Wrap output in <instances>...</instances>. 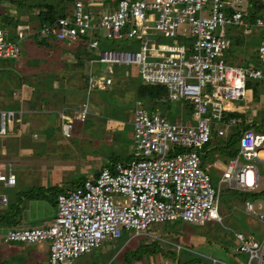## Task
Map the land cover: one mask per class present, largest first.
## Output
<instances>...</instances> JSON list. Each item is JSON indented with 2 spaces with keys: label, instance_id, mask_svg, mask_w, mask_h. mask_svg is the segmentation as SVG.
Returning <instances> with one entry per match:
<instances>
[{
  "label": "built area",
  "instance_id": "2783aa9c",
  "mask_svg": "<svg viewBox=\"0 0 264 264\" xmlns=\"http://www.w3.org/2000/svg\"><path fill=\"white\" fill-rule=\"evenodd\" d=\"M256 2L264 5V0ZM87 3L90 1L74 0L64 15L38 28L17 24L15 33H10L0 25V61L17 60L21 43L31 36L67 42L82 39L94 54L90 62L106 66L105 74L95 77L90 72L88 90L109 88L113 75L131 66L142 83L164 86L168 102L189 103L191 121L170 120L138 99L130 160L103 167L74 189L58 193L56 215L48 225L9 228L2 235L5 243L48 241L49 264H74L104 241L120 239L123 232L133 231V237L147 235L154 224L221 222L222 189L257 192L258 164L264 168V133L252 128L241 133L238 151L216 185L202 160L214 135L226 138L229 128L238 123L235 117L225 116L236 112L235 103L246 97L247 79L264 78L260 67L234 65L225 59L233 45L231 28L249 34L254 26L261 31L257 58L264 63V11L252 15L247 0H117L112 9L92 12ZM102 29L104 35L99 33ZM107 42H124L126 48L102 47ZM74 115L85 121L87 103ZM57 116L64 136L71 137V116L64 112ZM22 126L21 110L0 108V135L23 133ZM0 182L16 184L11 163L0 171ZM0 200L5 203L7 197L1 195ZM244 205L247 214L264 221V212L256 214L251 201ZM261 209L258 204L257 210ZM233 235V251L247 255L245 264L254 260L264 264V238L258 241L244 232ZM174 246L191 251L180 243ZM207 259L210 264H228L215 256Z\"/></svg>",
  "mask_w": 264,
  "mask_h": 264
},
{
  "label": "rangeland",
  "instance_id": "374dc122",
  "mask_svg": "<svg viewBox=\"0 0 264 264\" xmlns=\"http://www.w3.org/2000/svg\"><path fill=\"white\" fill-rule=\"evenodd\" d=\"M4 1V7L2 11L3 13L6 12L7 14L8 10H11L13 14L21 15L22 11L26 10V13L23 14V16L21 15L18 17L17 24H23L26 16L32 12L30 11L32 8L28 7L30 0H17L15 4L8 3V0ZM45 1L52 3L56 7L57 11L62 12L66 9H70L74 0ZM83 1H90V3H87L86 5L89 9H92V12L93 10L97 9L103 11L111 9L113 4H115L114 2L117 0ZM32 13H30V16H32ZM11 24H15L14 20H11ZM10 31V33H15L14 28L10 29ZM231 32L233 33L234 42L231 48L225 54V59L230 64L244 67L252 64L254 66L260 67L264 72V63L260 62L257 58V47L259 44L261 31L252 26L251 32L249 34H244L243 31L238 28H231ZM99 33L100 35H104L105 30L102 29L99 31ZM164 41L170 42L171 40L164 39ZM58 42L61 41L56 40L55 43H53V50L59 54L72 53L71 56H67L62 59H67V61L64 64L65 66L62 67V70H60V73H58L56 76L58 77V75L61 73L62 75L53 82L48 83L46 81L47 77H41L40 81L37 82H42L44 87H41L42 85H34L35 90L29 93L30 97L27 102L23 99L19 100L18 95L15 93L10 96L8 94L9 90H16L18 87L15 88V84L12 83L13 81L9 80L8 78L2 80L0 76V106L6 104V101H12L11 103H21V106L25 107L24 110H27L23 115V120L30 122L33 121L34 123H37L36 126L39 128L38 133L40 138L38 143L34 145L37 147V149H40L39 151L41 154L39 158L35 159L25 157L21 158L24 161L22 164L26 165L30 163L28 165L30 168H27V171L24 169L20 170V172H17V175L21 176L24 180V183L26 184L22 187L23 192H25L26 195L30 194L29 196L35 195L34 197L38 195L46 196L48 200L54 197L53 188L44 190V188L41 186V184L39 185V183H41L44 178L50 180V182L53 181L51 179L52 172H61V175L58 176L59 179H54V181H57L58 183L55 185L73 189L80 179H83V177H86L89 173H97L104 161L108 162L109 153L112 154V152L117 151L122 154V151L119 148H115L118 145L117 140L120 133L118 134V132L114 131L113 129H116V126H118V123L121 121V118L118 116L119 114L123 115V113H128L130 109L133 110L136 99V93H134L136 90V84L140 82L138 76L132 77L131 74H134L135 71H133L134 68L131 66H125L123 70L120 71L117 70L118 75H113L114 85L110 89L111 93L108 92L106 94L105 91L100 92L103 98L108 96L112 99L111 104H113V106H108V102H104L102 97L98 96V99L96 97V103L93 104V107L89 106V111L91 109L90 113L92 114V117L86 118L85 121L76 120L74 114L78 106L74 105H76L77 102L86 99V95L84 97L83 94V91L85 92L84 78H88V72H91L95 77H97L99 74H105L106 66L98 62L91 63L88 57L89 54L88 56L85 55L82 57L77 55L74 48H71V46H74L72 41H68V43L66 42L67 44H71L70 47H68L66 43L61 45L62 43ZM21 44L23 48L21 55L26 56L28 54L27 42L23 41ZM93 56L94 54L90 53V58ZM20 60H22L21 57H19L16 61L19 63L21 62ZM16 61H14L13 64L11 61H0V75L1 72L5 70L6 72L11 71L6 68H11L12 70L15 69L13 66ZM37 62L38 61L35 62L30 60L29 64L30 66H34ZM2 66L5 67L3 68L5 70L1 69ZM41 67L45 68L44 70H48L49 61L46 63L41 61ZM13 71L16 72L15 74L21 72L17 68ZM47 75L49 76V74ZM10 76L15 77L13 73L10 74ZM50 76L52 78V74ZM256 81L257 80L255 79H247V83L250 82L251 84H255ZM15 82H17V80H15ZM45 86H47L45 91L47 92L46 95L50 101H47L46 95L44 94ZM96 91L97 90H93L92 93H96ZM23 95L24 93H22V96ZM60 100H64L68 105L73 107L67 112L71 116V124L73 126L72 135L69 138L64 136L63 125L59 117L56 115V112L34 113V111H32V107L38 106L39 103H41L40 105L43 106H55ZM240 103L243 104V101ZM114 104L118 106H114ZM181 104L182 106H179V103L177 102L171 103V106L169 107L170 110L167 111L170 114H168L169 119L186 121L189 118L191 121V115L188 114V110L186 109L187 107L185 108L186 105L183 102H181ZM251 104L252 106H245L246 111L244 115L245 118L248 119V122L251 119H254L256 115L263 116L264 93L261 94L259 104L256 105L254 100L251 101ZM99 111L101 113H99ZM129 115L131 120H133V113L131 112ZM33 117L40 118V120H42L47 125L40 124V120L34 119ZM26 129L31 131L29 124H27ZM35 129L37 128L35 127ZM130 131L132 135V130ZM127 135L128 134H123L122 136L127 137ZM226 138L228 140L227 144H223V139L225 138L216 136L205 149H208V155L213 152V150L210 151L208 147H213L215 145V152L218 153V155L213 157L220 158L219 156L222 155L221 158L225 156L223 158H226V160L229 157H233L237 153L238 137L234 139L230 138L229 132ZM27 159L30 161L29 163H27ZM219 161L220 159L215 160L217 163ZM258 168L260 173L259 191H263V194H257V198H255V196L246 198V200H249L254 204V207L256 208V214L259 212H264V168L261 164H258ZM15 169L17 171V168ZM210 172L213 175V183L216 185V178L220 177L222 172L219 174H214L212 169ZM46 176H48L50 179ZM222 187H224V185ZM12 190H19V185H17ZM225 191L233 190L224 188L221 191L222 193L220 195L219 213L220 215L229 213V217L225 218L220 223L206 222L205 225L197 226L178 220L174 222L154 224L150 228L149 234L147 235L143 234L133 237V231L125 232L120 239L104 241L100 248L80 256L74 261V264H117L119 261L121 262L120 264H181V260H192L194 259L193 256L207 261L206 256L210 255L205 253L206 247L203 245L197 246L193 244L191 248L188 247L191 251L186 249L178 250L174 247L175 243H182L184 245L187 243V240L192 243V241L189 239H191L193 235L200 233L206 237L207 235L208 237H211V248L213 249L212 251L215 252L213 255L219 260L228 264H245L247 255L235 253L233 251L236 242L233 236V231L234 229L241 230L244 233L246 232L248 236H252L256 240L261 241L264 238V221H257L250 218L249 216L239 214L240 216L243 215L240 223L237 221L234 222V224L238 223L239 226H235L233 224L229 226L228 221L231 217L230 213H233V210H236V208L233 207L234 204L229 202H234L236 198L237 202L235 201V205H240L244 208V202L246 200L242 202L239 198H237L240 194L238 191H233L235 195L232 193L229 194ZM249 195L251 196L250 193ZM258 204H261V210H257ZM250 219L253 220L251 223L248 222ZM46 243H48V241H46ZM21 244L24 246L23 249L25 250L29 249L31 246H34V244L28 243ZM160 248H163L164 250L168 249V252H170L171 249L174 250V253L176 252L178 260L180 261L177 260L174 254L170 255L168 253L165 256H162L160 253ZM19 257L21 256L15 255L14 253L11 255H6L5 259H8V261H15L16 264H31V262L17 261ZM124 257L127 258L129 262L123 261ZM253 264H255V260L253 261Z\"/></svg>",
  "mask_w": 264,
  "mask_h": 264
},
{
  "label": "crops",
  "instance_id": "0c3cea01",
  "mask_svg": "<svg viewBox=\"0 0 264 264\" xmlns=\"http://www.w3.org/2000/svg\"><path fill=\"white\" fill-rule=\"evenodd\" d=\"M3 1L4 0H0V5L2 6V9L4 7ZM91 1H93V0H91ZM7 2L10 3L9 1H7ZM114 7H115V4H113L112 8H114ZM10 11L11 10H8L7 14L5 12V13H3V15H8L10 13ZM14 22L16 24H14V26H12V28L15 29V25H17L18 21H14ZM24 22H25V20H24ZM3 24H7V23L3 22ZM29 24H31V23H29ZM3 27H7L9 29H12L11 26H8V24L4 25ZM24 41L27 42L28 54L26 56L21 55L20 56L22 58V60H20L21 62L18 63L15 60L16 63H14V66H13V67H15V69H13V70H16V68H17L21 72L15 74L16 72L13 71L11 68H6V69L11 70L9 72L8 71L6 72V70L3 69L5 67L2 66L1 69L5 70V71L1 72L0 76H1L2 80L8 78L9 80L13 81L12 83L15 84V88L18 87V89H16V90H9L8 94L10 96H12V94L15 93L18 95L19 100L23 99V100H26V102H27L29 97H30L29 93L31 91L33 92V90H35L34 85L40 86L43 84L42 82L41 83L37 82V81H40L41 77H47L46 81L48 83V82H53L59 76L62 75V73H61L60 75H58V77L56 76L58 73H60V70H62V67L65 66L64 64L67 61V59H64V60H62V59L67 57V56H71L72 53L71 54L70 53L59 54L58 52L53 50V43H55L56 40H54L52 38L50 40H47L46 43H43V45H41V46L37 45L35 43V41L30 39V38H27ZM58 43H62L61 45H64L66 42L61 41ZM67 43H66V45L68 47H70L71 44H67ZM73 43H74V46H71V48H74L75 53H77V55L82 57L85 55L88 56V54H89L88 57L90 59V53L91 52L88 51V48L85 45V42L82 41V39L79 40L78 42H73ZM30 60H33L35 62L38 61V62L36 63V65L30 66V64H29ZM41 61L43 63H46L47 61H49L48 70L47 69L44 70L45 68L41 67ZM12 64H13V62H12ZM10 67H12V66H10ZM9 73L10 74L13 73V75H15V77L10 76ZM27 73H29V74H27ZM88 73L90 74V72H88ZM47 74H49V76ZM51 74H52V78L50 76ZM116 75H118V73ZM131 75H132V77L136 76L135 74H131ZM15 80H17V82H15ZM113 85H114V80H113L112 85L105 90H100L98 88H92V89L88 90V82L86 84V81H85V83H84L85 92L83 91V94H84V97L86 95V99L85 100L83 99L82 101L77 102V104L74 106L79 107L83 103H87V106H88L87 118L92 117V114L90 113L91 109L89 111V106L93 107V104L96 103V101H95L96 97L98 99V96H101L102 99L104 100V102H108V104H109L108 106H113V104H111L112 102L110 103L109 101H106V99L103 98V96L100 94L101 91L110 90ZM2 86H3V84H2ZM41 87H44V86L42 85ZM46 87L47 86H45V88H44V92H45L44 94L45 95L47 94V92L45 91ZM93 90H97L96 93H92ZM22 93H24L23 96H22ZM14 99H16V98H14ZM46 99H47V101H50L47 95H46ZM110 100L112 101V99H110ZM137 100L138 99H135V102ZM238 101L235 103V106H237L236 113L245 112L246 111L245 106H252V104H251L252 89H247L246 97L243 100H238ZM241 101H243V104L240 103ZM11 102L12 101H10V102L6 101V104H3L2 106H0V108L8 109L7 108L8 106H13L14 108H10L11 110H16V111L21 110L22 111V120H23L24 119L23 115L27 111V110H24L25 107L21 106V103H18V102L11 103ZM57 103L58 104L55 106H43V105H40L41 103H39L38 106H33L34 108L32 107V111H34V113L56 112V115L59 112H64L66 115L70 116L67 112L73 107L68 105L64 100H62V101L60 100ZM177 103H179V106H182L181 102H177ZM15 106H18V108H16ZM114 106H118V105L114 104ZM100 107H102V106H100ZM134 107H135V103H134ZM99 109H101V108H99ZM28 111H30V110H28ZM133 111H134V108H133V110L130 109L128 111V113H123V115L119 114L118 116H119V118H121V121L120 122L118 121L119 125L116 126L117 127L116 129H113L114 131H117L118 134L120 133L119 138L117 140L118 145L115 148H117V149L119 148L122 151V154L117 152V151L112 152V154L109 153L108 154L109 155L108 162L104 161L102 166L105 163H110V165L112 166L116 162L126 163L130 160L132 149H133V137H132L131 131H130V130H132V120H131L129 114L131 112L133 113ZM99 113H101V112L99 111ZM189 114H191V112ZM33 118L40 120V118H37V117L36 118L33 117ZM59 119H60V117H59ZM23 122H24V126H22V130H21V131H23V133L16 134L13 132V133H10V134L5 135V136L0 135V171H3L4 169H6L7 164L11 163L13 171L16 174V184L14 186H6L2 182H0V196L5 195L7 197V201L5 203L0 200V216L5 217L6 215H10V216L12 215V220H11V222H9V224H3L0 221V264H16L15 261H12V260L8 261V259H5L6 255H9V254L11 255L14 253H15V255L21 256L18 258L17 261L31 262V264H34V263H36V264H49V261H48V245L49 244L46 243V241L36 243V244H34V246H31V247H29V249L25 250V249H23L24 246L21 243H4L3 239H2V235L9 228H14V227H17V228H19V227H40V226L48 225L49 222L52 221L56 215V199H55V197H56L57 193L59 192V190H62V191L72 190V189L67 188V187L55 185L58 183H57V181H54V179H59L58 176L61 175L60 171H55V172H52L51 179L53 181L50 182V180H47L46 178H44L42 180V182L39 183V185L41 184V186L44 188V190L53 188L54 197H52V199L48 200L46 196H39V195L36 197H34L35 195L29 196L30 194L26 195V193L23 192L22 187L26 184L24 183V180L22 179V177L17 175V172H20V170H24V169L27 171V168H30V166H28L30 164L29 163L30 161L27 159V163H29V164L25 165V164H22L24 161L21 158L25 157V158L35 159V158H39V156L41 154V152L39 151L40 149L39 148L37 149V147L34 145V144L38 143L39 138H40V135L38 133L39 128L36 126L37 123H34L33 121L30 122V121H25V120H23ZM39 123L45 124L42 120H40ZM27 124H29L31 131H29V129H26ZM45 125H47V124H45ZM35 127L37 129H35ZM40 128H42V127H40ZM33 134H36V136H33ZM123 134H128V135H127V137H125V136H122ZM216 136L217 135H214V138ZM219 137H221V136H219ZM221 138H223V137H221ZM223 140H224L223 144H227V138H225ZM208 148L210 151L213 150V152L210 155H208V153H207L208 149L203 152V156H202L203 167L206 168L210 174H211V172H210L211 169L214 172V174H219V173L223 172V170L225 169V167L228 164L229 159L231 157H229L227 160H226V158H223L225 156H223L221 158L222 155L219 156L220 158H215L213 156L218 155V153L215 152V149H216L215 145L213 147L210 146ZM237 151H238V148H237ZM112 159H113V161H111ZM216 159H220V161L217 163V162H215ZM102 166H100V167H102ZM15 168H17V171ZM97 173H94V174L89 173L86 177H83V179H80V180H84L87 177H92V176L96 175ZM211 176H213V175L211 174ZM46 177L49 178L48 176H46ZM218 178H216V182H217ZM77 184H78V182H77ZM17 185H19V190H12ZM76 186L77 185H75V187ZM39 192H41V191H39ZM236 200L237 199H235V201ZM235 201L229 202V203H233L234 204L233 207L236 208V210H233V213H230L231 217L229 218V221L227 220L229 226L232 224L235 226H239L238 223H240L243 215L249 216L250 218L259 221L255 215H252V216L248 215L242 206L235 205L237 202V201L236 202ZM239 214H243V215L240 216ZM222 217H223L222 220H224L225 218H228L229 213L223 214ZM252 219L248 220V222L251 223V221H253ZM235 221H237L238 223L234 224ZM212 222H216V221H212ZM202 225H205V224H202ZM202 225H197V226H202ZM234 232H242V231L234 229L233 233ZM245 234H246V232H245ZM189 240H191L192 243H190L187 240V243H185L184 245L189 246L190 248L193 244H195L197 246L203 245L204 247H206L205 253L209 254L210 256H214L213 253H215V252H213L212 251L213 249L211 248V244H212V242L210 241L211 237H208V235L206 237V236L202 235L201 233L196 234V235H193L192 238ZM218 253H220V252H218ZM201 256H206V255H201ZM20 258H22V259H20ZM208 261L210 263V260H208V259H207V261L203 260V259L201 260L202 263H207ZM120 263H121L120 261L117 262V264H120Z\"/></svg>",
  "mask_w": 264,
  "mask_h": 264
},
{
  "label": "trees",
  "instance_id": "16d2710c",
  "mask_svg": "<svg viewBox=\"0 0 264 264\" xmlns=\"http://www.w3.org/2000/svg\"><path fill=\"white\" fill-rule=\"evenodd\" d=\"M8 1L11 4H15L17 0H8ZM33 1L30 0V3L28 4V7L32 8L30 10L33 12V13L30 12V13H32V16H30V13H29V15L26 16L25 22H24V23H26V22L31 23L33 28H38L45 23L53 22L57 17L62 16L67 12V9L65 11H62V12L57 11L56 7L52 3H48L45 0H40V1L38 0V1H34V2ZM247 1L250 4V9H251L252 15L255 16L257 13L264 11V5L261 3L260 4L257 3L256 2L257 0H247ZM2 11H3V9H2V6L0 5V25L4 26V25L8 24V26H11V27L14 26L11 24V20L18 21V17L26 13V10H23L21 15H16L10 11V13L8 15H3ZM14 15H15V17H14ZM32 18H34V19H32ZM3 22L7 23V24H3ZM29 38L34 40L35 43L39 46L43 45V43H46L47 40L51 39L49 37H43L41 39H36V37H33V36H31ZM82 41L84 42V40H82ZM62 42H67V41H62ZM233 42H234V40H233ZM102 47L126 48V43H124V42H117V43L107 42V44L106 43L103 44ZM84 80L86 81V84H87V80H88L87 77H85ZM246 88L252 89V101L254 100L256 105L259 104L261 94L264 93V78L258 79L255 82V84H251L250 82L246 83ZM108 92L111 93V90L105 91L106 94ZM135 93H136V99L141 100L143 102V104L148 109L161 111V113L163 115H165L169 118V116H168L169 112H167V111L170 110L169 107L171 106V102H168L166 100V90H165L164 86L144 84L140 81L139 83L136 84ZM105 98H106V101H109L111 103L110 97L106 96ZM182 102L186 105L185 108L187 107L186 109L188 110V114H189L192 110V106L189 105V103H187L186 101H182ZM166 106H168V107H166ZM15 107L18 108V106H15ZM7 108L10 109V108H14V107L8 106ZM244 113L245 112H241V113L228 112L226 114L225 119H228L229 117H232V116L235 117L236 119H238V123L235 126H232L229 128L230 129V131H229L230 132V138L234 139V138L238 137V140H239L241 133L244 130L250 129V128L254 129L255 131H259V132L264 133V114H263V116L262 115L261 116L256 115L257 117L255 116L254 119H251L248 122V119L245 118ZM111 161H113V159ZM121 163H124V162H121ZM112 166L110 165V163H105L100 169H102L103 167L112 168ZM82 181L83 180H79L77 185L81 184ZM62 192H66V191L59 190L58 193H62ZM225 192H227L229 194L230 193L234 194L233 191H225ZM260 193L263 194V191L258 190L257 192H252V193H250L251 196L249 195V193H240L237 198H239L242 202H244L246 200V198H248V197H254L255 196V198H257V196H258L257 194H260ZM55 199H56V197H55ZM11 220H12V215L11 216L6 215L5 217L0 216V221L3 224H9V222H11ZM123 233H125V232H123ZM187 247H189V246H187ZM160 253L162 254V256H165L168 253L170 255L174 254L178 260V256H177L176 252L174 253V250H172V249L170 250V252H168V249L164 250L163 248H160ZM193 257H194V259H192V260L189 259L190 261L187 259L181 260V261L178 260V261H180L181 264H193V262H194V264H210L209 261L207 263H202L201 258H196V256H193ZM123 259H124L123 261L129 262L127 258L124 257Z\"/></svg>",
  "mask_w": 264,
  "mask_h": 264
},
{
  "label": "clouds",
  "instance_id": "9594fccd",
  "mask_svg": "<svg viewBox=\"0 0 264 264\" xmlns=\"http://www.w3.org/2000/svg\"><path fill=\"white\" fill-rule=\"evenodd\" d=\"M251 215V214H250ZM222 216V215H221ZM222 219H223V217H222ZM220 223V222H219Z\"/></svg>",
  "mask_w": 264,
  "mask_h": 264
}]
</instances>
